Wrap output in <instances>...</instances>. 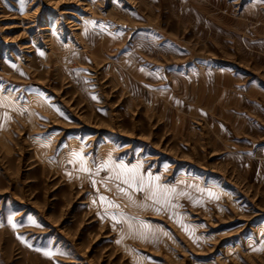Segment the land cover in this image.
Here are the masks:
<instances>
[{"label": "rangeland", "instance_id": "374dc122", "mask_svg": "<svg viewBox=\"0 0 264 264\" xmlns=\"http://www.w3.org/2000/svg\"><path fill=\"white\" fill-rule=\"evenodd\" d=\"M138 64L264 89V0H0V264H264V116L151 115Z\"/></svg>", "mask_w": 264, "mask_h": 264}, {"label": "crops", "instance_id": "0c3cea01", "mask_svg": "<svg viewBox=\"0 0 264 264\" xmlns=\"http://www.w3.org/2000/svg\"><path fill=\"white\" fill-rule=\"evenodd\" d=\"M141 65L138 64L139 71H143L139 72L140 78L146 79V112L151 115L158 111L162 116L169 108L180 119L200 120L202 125L214 128L216 134L224 129L227 135L235 131L237 135L249 137L251 127L255 129L259 125L257 114L264 116V89L249 83L244 86L243 78L228 69L201 65L192 71L161 77L158 83L150 85L147 77L152 73ZM230 128L235 130L230 132ZM253 139L246 140L260 149L261 138L253 135Z\"/></svg>", "mask_w": 264, "mask_h": 264}, {"label": "bare ground", "instance_id": "6f19581e", "mask_svg": "<svg viewBox=\"0 0 264 264\" xmlns=\"http://www.w3.org/2000/svg\"><path fill=\"white\" fill-rule=\"evenodd\" d=\"M45 28V27H44Z\"/></svg>", "mask_w": 264, "mask_h": 264}]
</instances>
